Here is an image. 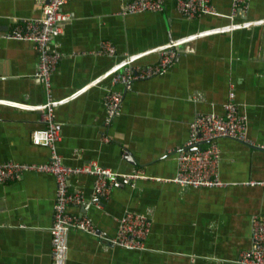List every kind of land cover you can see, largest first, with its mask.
Instances as JSON below:
<instances>
[{"label": "crops", "instance_id": "1", "mask_svg": "<svg viewBox=\"0 0 264 264\" xmlns=\"http://www.w3.org/2000/svg\"><path fill=\"white\" fill-rule=\"evenodd\" d=\"M45 0H0V99L42 105L48 96L33 74L37 50L32 41L7 37L23 18L37 17ZM130 0H68L69 19L52 41L61 58L51 75V100L82 92L53 107L62 138L56 149L64 164L94 161L119 173L139 171L143 178L112 189L101 209L90 203L93 176L68 178L70 190L85 201L71 212L87 214L105 236L70 229L66 264H243L241 251L251 244V216L264 212V23L199 36L177 47L171 65L161 73L133 80L129 87L105 78L91 81L127 55L176 39L243 20L264 19V0H248V9L232 18L231 0H210L214 13L188 19L165 0L161 11L120 15ZM103 43L111 56L98 54ZM157 53L139 60L154 63ZM106 88L122 94L118 115L106 128ZM234 92L245 116L247 136L255 145L220 138L221 187H180L176 151L189 134L197 112L222 113ZM45 125L41 110L0 105V164H40L46 147L31 141ZM106 132L108 141L100 136ZM263 146V147H261ZM54 175L26 170L0 182V264H52L51 234ZM126 210L148 213L150 232L140 250L110 245L117 218Z\"/></svg>", "mask_w": 264, "mask_h": 264}, {"label": "built area", "instance_id": "2", "mask_svg": "<svg viewBox=\"0 0 264 264\" xmlns=\"http://www.w3.org/2000/svg\"><path fill=\"white\" fill-rule=\"evenodd\" d=\"M67 1H43L39 16L23 18L21 24L7 35V37L33 42L37 50V67L33 75L42 82L48 101L42 105H27L0 99V105L41 110L45 118V125L31 132V141L33 144L46 147L49 150L48 161L40 164L4 162L0 164V182L3 183L18 178L26 170L46 171L54 175L53 219L49 227L52 264H66L67 233L70 229L98 235L99 237L105 236L104 233L98 232L87 214L69 210L71 206H77L85 201L81 190H70L68 188V178L71 175L90 174L93 176L89 200L94 207L99 209L108 203L112 189L132 184L135 180L144 177L139 171H132L131 173L114 172L94 161L72 167L64 164L57 152L56 144L62 138L61 125L53 119L52 109L56 105L74 99L83 90L81 88L62 99L51 100V75L61 58L60 54L53 48L52 41L60 33L61 23L69 19V15L63 11V6ZM164 2L165 0H130L121 7L119 13L120 15H126L146 10L161 11ZM175 8L181 16L188 19L215 12L210 0H175ZM247 9L248 0H231V18L237 13L244 15ZM262 23H264V19L230 23L176 39L171 43L144 52L127 55L102 75L94 78L90 84H97L109 77L112 84L122 83L129 87L133 80L164 72L178 54L177 47L188 41L206 34L226 32ZM114 50L113 46L103 43L98 50V54L111 56ZM153 52L158 55L154 63L142 64L139 62L141 58ZM121 100L122 94L119 91L111 88L105 89L103 104L108 114L105 122L106 128L111 118L118 115ZM225 137L248 145H255L247 136L245 116L239 112L235 104L233 91L228 93L227 100L222 103V113L209 111L195 114L189 125V134L186 141L176 151V175L171 179L164 180L172 181L180 187H221L224 183L218 173L221 159L218 140ZM100 139L102 142L108 141L106 132L101 134ZM255 146L260 147L257 144ZM250 183L264 186V181H250ZM116 220V231L114 235L106 237L107 242L110 245L128 249H143L144 241L151 227L149 214L126 210ZM238 262L264 264V212H258L251 216V244L248 249L241 251Z\"/></svg>", "mask_w": 264, "mask_h": 264}]
</instances>
